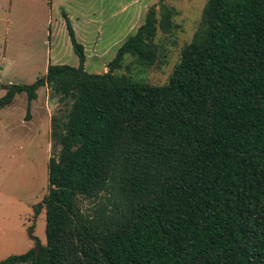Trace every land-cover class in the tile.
<instances>
[{
    "label": "trees",
    "instance_id": "obj_1",
    "mask_svg": "<svg viewBox=\"0 0 264 264\" xmlns=\"http://www.w3.org/2000/svg\"><path fill=\"white\" fill-rule=\"evenodd\" d=\"M176 15L161 0L94 74L65 14L79 67L0 73V110L44 87L71 102L52 120L47 243L0 264H264V0H208L167 84L118 75L129 55L159 62Z\"/></svg>",
    "mask_w": 264,
    "mask_h": 264
},
{
    "label": "rangeland",
    "instance_id": "obj_2",
    "mask_svg": "<svg viewBox=\"0 0 264 264\" xmlns=\"http://www.w3.org/2000/svg\"><path fill=\"white\" fill-rule=\"evenodd\" d=\"M207 1L164 0L177 15L172 33H158L159 62L145 69L129 55L116 73L155 86L167 84L181 61L183 49L198 30ZM160 3L161 0H55L52 7L50 0H0L1 84H33L47 73L50 64L79 67L64 12L75 17L76 27L86 21L82 13L104 22L103 45L109 51L104 56H89L85 68L89 73H106L124 41L136 34L150 8ZM124 9H129L131 15L132 25L128 28L129 14H123ZM5 94L0 87V99ZM38 95L30 103L26 93L20 94L10 107L0 110V261L24 254L27 245H36L30 230L41 245L47 243L46 213L43 207L35 218L36 208L48 194L49 160L60 150L51 136L52 120L66 115L71 102H61L49 87L41 88ZM92 206L89 201L83 202L85 210Z\"/></svg>",
    "mask_w": 264,
    "mask_h": 264
},
{
    "label": "crops",
    "instance_id": "obj_3",
    "mask_svg": "<svg viewBox=\"0 0 264 264\" xmlns=\"http://www.w3.org/2000/svg\"><path fill=\"white\" fill-rule=\"evenodd\" d=\"M50 4L52 5V7H54L55 0H50ZM122 12L123 14L126 13L129 14V17L127 16V19L130 21L131 15L129 9H124L122 10ZM65 14L68 16V18L72 23L77 41L85 47V53L87 59L89 58V56L92 57L104 56L109 51V48L103 45V34H102L103 25H104L103 21L100 23L99 21H95L94 19H91L89 15L86 16L84 13H82V16L86 19V21L84 22L83 26L81 25L80 27V25L77 24L78 27H76L75 17L73 19V15L69 12H64V15ZM131 21L128 23L127 28L130 27V25H132ZM79 31H82L81 35H79ZM53 34H54L53 31H51L50 33L51 40L53 39ZM56 44L58 45L59 43L57 42ZM35 246H36L35 244L27 245L24 254L30 251L31 249H33Z\"/></svg>",
    "mask_w": 264,
    "mask_h": 264
},
{
    "label": "water",
    "instance_id": "obj_4",
    "mask_svg": "<svg viewBox=\"0 0 264 264\" xmlns=\"http://www.w3.org/2000/svg\"><path fill=\"white\" fill-rule=\"evenodd\" d=\"M44 207V204L43 203H40L39 205H38V209H42ZM29 236H30V238L33 240V241H35V243H36V251H37V254H39L40 253V251H41V243L39 242V240L34 236V231L33 230H30V232H29Z\"/></svg>",
    "mask_w": 264,
    "mask_h": 264
}]
</instances>
